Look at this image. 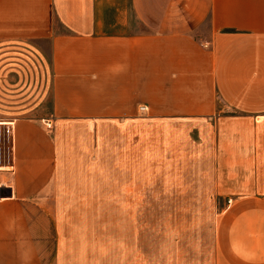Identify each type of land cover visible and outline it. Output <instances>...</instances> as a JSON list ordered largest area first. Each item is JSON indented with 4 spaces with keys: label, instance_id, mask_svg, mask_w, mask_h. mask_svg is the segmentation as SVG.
I'll list each match as a JSON object with an SVG mask.
<instances>
[{
    "label": "crops",
    "instance_id": "1",
    "mask_svg": "<svg viewBox=\"0 0 264 264\" xmlns=\"http://www.w3.org/2000/svg\"><path fill=\"white\" fill-rule=\"evenodd\" d=\"M14 43L48 56L51 117L194 122L225 203L212 264H264V0H0ZM48 120L0 119V264H69Z\"/></svg>",
    "mask_w": 264,
    "mask_h": 264
},
{
    "label": "rangeland",
    "instance_id": "2",
    "mask_svg": "<svg viewBox=\"0 0 264 264\" xmlns=\"http://www.w3.org/2000/svg\"><path fill=\"white\" fill-rule=\"evenodd\" d=\"M49 67L32 46L0 45V119L50 120L65 180L56 208L69 264H212L225 203L214 192L203 130L197 137L194 122L146 116L51 117ZM10 147L2 125L0 165Z\"/></svg>",
    "mask_w": 264,
    "mask_h": 264
},
{
    "label": "built area",
    "instance_id": "3",
    "mask_svg": "<svg viewBox=\"0 0 264 264\" xmlns=\"http://www.w3.org/2000/svg\"><path fill=\"white\" fill-rule=\"evenodd\" d=\"M139 110H140V112L145 113L148 110V108L145 105H140ZM2 125H6V124H0V133H1ZM48 126H50V125L48 124ZM9 133H10V128H9Z\"/></svg>",
    "mask_w": 264,
    "mask_h": 264
},
{
    "label": "water",
    "instance_id": "4",
    "mask_svg": "<svg viewBox=\"0 0 264 264\" xmlns=\"http://www.w3.org/2000/svg\"><path fill=\"white\" fill-rule=\"evenodd\" d=\"M0 196H3V194L1 193V190H0Z\"/></svg>",
    "mask_w": 264,
    "mask_h": 264
},
{
    "label": "bare ground",
    "instance_id": "5",
    "mask_svg": "<svg viewBox=\"0 0 264 264\" xmlns=\"http://www.w3.org/2000/svg\"><path fill=\"white\" fill-rule=\"evenodd\" d=\"M0 124H1V122H0Z\"/></svg>",
    "mask_w": 264,
    "mask_h": 264
}]
</instances>
